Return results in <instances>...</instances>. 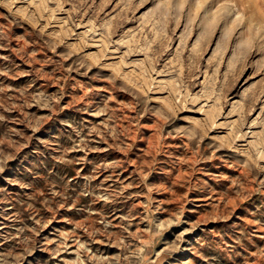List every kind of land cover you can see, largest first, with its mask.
<instances>
[{
	"label": "rangeland",
	"instance_id": "1",
	"mask_svg": "<svg viewBox=\"0 0 264 264\" xmlns=\"http://www.w3.org/2000/svg\"><path fill=\"white\" fill-rule=\"evenodd\" d=\"M0 264H264V0H0Z\"/></svg>",
	"mask_w": 264,
	"mask_h": 264
}]
</instances>
